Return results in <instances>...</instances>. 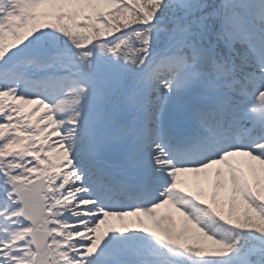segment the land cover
Masks as SVG:
<instances>
[{"label": "snow or ice", "instance_id": "1", "mask_svg": "<svg viewBox=\"0 0 264 264\" xmlns=\"http://www.w3.org/2000/svg\"><path fill=\"white\" fill-rule=\"evenodd\" d=\"M0 264H264V0H0Z\"/></svg>", "mask_w": 264, "mask_h": 264}]
</instances>
